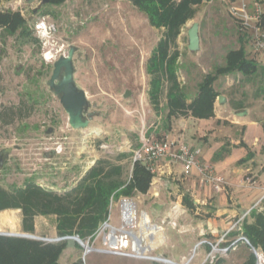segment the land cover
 Masks as SVG:
<instances>
[{"label":"rangeland","instance_id":"374dc122","mask_svg":"<svg viewBox=\"0 0 264 264\" xmlns=\"http://www.w3.org/2000/svg\"><path fill=\"white\" fill-rule=\"evenodd\" d=\"M234 2L240 6L239 0H204L196 7L194 18L181 27L172 44L171 50L180 53L177 77L190 100L202 76L222 64L228 50L239 46L238 37L244 31L241 29L243 19L238 10L232 9ZM246 2L250 3V0ZM47 9L55 16L41 14ZM0 10L19 11L26 20L30 37L40 43L38 45L18 33L5 35L0 28V108L22 100L33 105L28 117L0 126V186L11 190L25 182H35L45 188L63 191L74 186L98 159L122 164L123 177L128 179L133 155L139 148L137 144L147 138L164 137V128L161 127L167 111L166 91L160 98L163 109L156 113L149 103L145 73L147 57L162 36L163 29L152 27L145 14L139 12L130 0H66L58 6L47 5L41 0H0ZM193 22L199 24L203 45L196 52L187 48V30ZM69 45L76 47L73 54L75 82L85 91L90 101L88 111L92 113L88 126L82 129L70 127L67 113L47 85L53 61L67 54ZM45 52H51L52 57L46 58ZM127 89L130 94L124 97ZM49 128L51 131L48 132ZM119 153L127 156L119 158ZM245 177L250 180V174ZM168 191L175 200L179 191ZM130 198L137 204L138 216L142 210L149 216L156 210L154 204L158 203H153L152 197L136 193ZM109 211L111 222L118 226L116 204ZM1 213H14L18 219L11 225L0 222V230L30 233L49 243L62 241L54 240L60 237L55 229V215L35 216L33 232H25L20 210L4 209ZM150 222L142 231L153 229V224L164 227L167 233L168 227L181 230L178 218L162 217ZM237 226L233 222L228 230L219 232L215 238L207 235L199 238L198 241L207 242L194 246L181 260L162 256L156 249L148 254L183 263L188 258L195 261L196 252L206 248L205 256L210 253V257L204 264H242L252 249L244 240L238 239L240 235L228 237ZM225 231L228 233L221 241ZM184 237L178 238L174 246L168 242L164 249L183 248V244L189 242V237ZM217 241L218 246L222 243L229 245L228 250L211 252L212 246L208 243ZM100 245L99 240H94V247ZM83 250L76 244L69 259L82 256ZM98 253L110 254L90 251L82 264H121L116 258ZM131 258L140 259L143 264H167L150 258ZM66 260L67 257L63 256L60 262Z\"/></svg>","mask_w":264,"mask_h":264},{"label":"trees","instance_id":"16d2710c","mask_svg":"<svg viewBox=\"0 0 264 264\" xmlns=\"http://www.w3.org/2000/svg\"><path fill=\"white\" fill-rule=\"evenodd\" d=\"M66 0H48L47 5L58 6ZM139 12L145 14L149 24L163 29L162 36L151 49L145 63L148 76L147 95L149 103L156 113L163 108L160 98L165 90L166 114L164 130L170 128L172 117L192 115L207 118L213 115V105L219 95L214 82L219 76L240 72L250 75L259 69V65L248 58L243 46V35L238 38L240 45L230 49L222 64L216 65L211 72L202 76L196 85V92L187 102L189 94L177 77L179 51L171 50L172 44L180 33L181 27L194 18L196 7L204 0H130ZM42 15L55 16L50 10ZM0 28L5 35H22L30 41L40 43L30 37L26 20L19 11L0 10ZM242 29V28H241ZM241 34V33H240ZM264 68V67H263ZM33 105L22 100L18 104L4 105L0 108V126L13 124L15 120L28 117ZM264 129V121H263ZM23 128H26L24 125ZM140 143L137 146L140 147ZM264 149V147H263ZM127 156L119 153V158ZM123 166L103 159L96 160L77 183L69 189L58 191L45 188L35 182H25L11 190L0 186V211L19 209L22 214V229L33 232L35 216L55 215V229L58 236L78 235L82 240L92 237L109 214L110 199L120 196L131 197L136 193H146L150 187L152 173L139 160L132 161L131 175L123 177ZM187 205L192 204L184 198ZM251 221L245 219L241 231L250 244L264 257V211L252 209ZM0 222L14 224L11 214H1ZM4 231V230H0ZM66 240L49 243L42 240L0 235V264H65L60 262L65 251ZM259 252V251H258ZM256 256L250 252L243 264H255ZM69 264H82L72 260ZM264 264V263H263Z\"/></svg>","mask_w":264,"mask_h":264},{"label":"crops","instance_id":"0c3cea01","mask_svg":"<svg viewBox=\"0 0 264 264\" xmlns=\"http://www.w3.org/2000/svg\"><path fill=\"white\" fill-rule=\"evenodd\" d=\"M232 7L240 12V6L236 3ZM241 35L247 57L253 59L260 66L259 69L250 75L235 72L219 76L214 87L220 92L219 95L225 97V102L218 103L216 98L213 115L207 118L189 114L172 117L170 129L163 132L171 140L199 148V162L209 165L211 174L221 176L225 185L216 191L209 181L201 180L203 176L196 168L189 175H184L179 161L160 159L157 160V170L152 174L149 189L146 193H139L152 197L153 203L159 205L151 216L145 213L148 222L149 219L157 221L162 217L179 219L181 230L168 227L167 233L163 227V241L153 248L158 254L173 260L186 258L199 238L204 235L215 238L239 219L238 226L229 232L228 237L242 235L243 221L252 220L250 211H264V54H254L252 51L250 27ZM247 174H250V180L245 177ZM172 189L179 191L175 200L171 199L172 192L168 191ZM184 198L192 206L187 205ZM11 216L17 222L16 214ZM184 236L189 237V242L183 244V248L164 249L168 242L174 246L176 240ZM71 253L72 249L63 254L67 257L65 264L74 260L69 259ZM196 254V260H191L189 264H204L206 248ZM102 255L116 258L121 264H143L142 260L131 257Z\"/></svg>","mask_w":264,"mask_h":264},{"label":"built area","instance_id":"2783aa9c","mask_svg":"<svg viewBox=\"0 0 264 264\" xmlns=\"http://www.w3.org/2000/svg\"><path fill=\"white\" fill-rule=\"evenodd\" d=\"M239 1V9L243 19L242 29L245 30L248 29V27L251 28L250 41L252 51L254 52V54H264V0H252L250 4L247 3L246 0ZM232 9L236 10L234 7H232ZM199 151L200 149L197 147H192L183 141L171 140L165 135L161 139H144L138 150L135 151L133 155V161L139 160L140 162H142L152 174L157 170V160L168 159L170 161H179L181 163L182 173L184 175H189L193 168H196L203 176V178L201 179L202 181H209L212 184L213 189L216 191L221 190L224 183L223 178L219 175H212L210 172L211 167L209 165H203L199 162ZM114 201H117V203ZM113 204H116L118 208L120 224L118 226L114 225L111 222L109 213L107 218L101 223L93 236L88 237V239L85 241L84 244H86V247L83 258L90 251L110 253L113 255L124 257L140 258L144 256H150L148 252L141 253V251H135L133 249L134 242H136L139 238L138 236H142L140 218L143 214H145V212L142 211L140 213V216H138L137 204L130 197L120 196L115 200L111 198L109 210ZM240 220L241 219L237 220L235 224H238ZM136 228H139V230L136 231ZM227 233L228 231H225V233L221 235V241L224 240ZM59 238L60 240H66L65 236ZM238 239L244 240L249 244L247 238L243 235H240ZM91 240L93 242L94 240H99L101 245L99 247H94L93 242L90 244ZM143 240L146 244V239ZM206 242L207 241L205 240L198 241L196 247ZM208 244L212 246L211 252L218 250L227 251L229 248V245L225 246L224 243H222V246H218V241L214 244H212L211 242H209ZM250 247L252 250L257 252V256L255 255V264H263V255H261L254 247ZM158 257L167 261L170 260L162 256ZM209 257L210 253H208L206 260H208Z\"/></svg>","mask_w":264,"mask_h":264},{"label":"water","instance_id":"95a60500","mask_svg":"<svg viewBox=\"0 0 264 264\" xmlns=\"http://www.w3.org/2000/svg\"><path fill=\"white\" fill-rule=\"evenodd\" d=\"M33 0H27V2H32ZM44 3H47L48 0H41ZM188 44L187 48L191 52H196L200 48V37H199V24L193 22L192 25L187 30ZM76 47L74 45H69L67 54L60 55L52 63V71L47 80V85L49 90L59 99L60 104L62 105L64 111L68 116V124L73 129H82L88 126L92 113L88 111L90 106V101L88 100L85 91L78 87L74 79V62L73 54ZM130 94V91L125 90L123 96L127 97ZM218 103H224L225 97L223 95L217 96ZM51 131V128L48 129V132ZM1 163V161H0ZM159 206L154 204V207ZM0 235L7 236H18L31 239L40 238L36 235L30 233H20V232H8L0 231ZM66 237V247L74 248L76 244H79L83 247V254L85 253L86 244L83 240L78 237V235H69ZM59 241L60 238L54 239ZM252 252L257 256V252L252 250ZM82 256L76 259L77 262L83 263L84 258Z\"/></svg>","mask_w":264,"mask_h":264},{"label":"bare ground","instance_id":"6f19581e","mask_svg":"<svg viewBox=\"0 0 264 264\" xmlns=\"http://www.w3.org/2000/svg\"><path fill=\"white\" fill-rule=\"evenodd\" d=\"M50 53L51 52H45L46 58L50 59L52 57ZM146 223H148V216L145 215V214H143L141 216V218H140V226L142 227V229H143V226ZM159 226L160 225H155L154 228L151 229V230L144 229V231L142 232V236H138L139 238L137 239L136 242H134L133 249L135 251H138L139 250V251H141V253L142 252H145L146 253V252L151 251L158 242H162L163 241L162 227H159ZM8 232L15 233L17 231L10 230ZM143 239H146L147 240L146 241V244L144 243V240ZM144 257L150 258L151 260L152 259H158V260H161V261H163V262H165L167 264H187L191 260V258H188V259L184 260L183 263L182 262L175 263V262H173L171 260L167 261V260H164V259H160V257H158V256H153V255H150L148 257L147 256H144Z\"/></svg>","mask_w":264,"mask_h":264},{"label":"flooded vegetation","instance_id":"af4514ba","mask_svg":"<svg viewBox=\"0 0 264 264\" xmlns=\"http://www.w3.org/2000/svg\"><path fill=\"white\" fill-rule=\"evenodd\" d=\"M0 157H1V154H0Z\"/></svg>","mask_w":264,"mask_h":264}]
</instances>
